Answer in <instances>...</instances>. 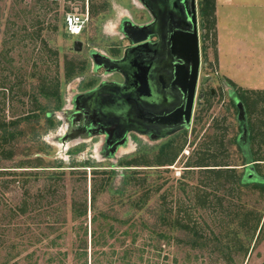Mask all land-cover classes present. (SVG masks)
Returning a JSON list of instances; mask_svg holds the SVG:
<instances>
[{
	"label": "rangeland",
	"instance_id": "374dc122",
	"mask_svg": "<svg viewBox=\"0 0 264 264\" xmlns=\"http://www.w3.org/2000/svg\"><path fill=\"white\" fill-rule=\"evenodd\" d=\"M214 2L204 24L197 0L201 72L192 124L158 136L119 134L117 121L84 104L99 87L127 82L117 64L133 33L156 21L146 0H0V264H264V189L250 184L264 179V0ZM73 13L89 15L80 36L67 33ZM59 105L56 129L47 131L46 111ZM248 137L244 153L235 139ZM168 144L170 156H161ZM142 198L145 206L135 207ZM86 206L87 218L79 216ZM162 213L206 245L191 248L184 232L178 243L171 226L157 227Z\"/></svg>",
	"mask_w": 264,
	"mask_h": 264
},
{
	"label": "water",
	"instance_id": "95a60500",
	"mask_svg": "<svg viewBox=\"0 0 264 264\" xmlns=\"http://www.w3.org/2000/svg\"><path fill=\"white\" fill-rule=\"evenodd\" d=\"M147 1L157 20L148 35H158V43L128 51L117 64L127 82L99 87L84 104L118 120L119 134L153 129L158 136H168L189 128L193 120L201 71L197 0ZM81 49L82 43L76 41L75 50ZM143 53L161 58L143 63Z\"/></svg>",
	"mask_w": 264,
	"mask_h": 264
},
{
	"label": "trees",
	"instance_id": "16d2710c",
	"mask_svg": "<svg viewBox=\"0 0 264 264\" xmlns=\"http://www.w3.org/2000/svg\"><path fill=\"white\" fill-rule=\"evenodd\" d=\"M214 1L215 0H211V1L210 0H200V16H201L204 24H205V21L208 18H210L209 16H211L210 10H212V12H214V9H215V2ZM147 4H148V1H147ZM200 24H201V20H200ZM65 26H66V24H65ZM73 71H75V67H74V69L71 70V72L69 74V77L72 76ZM105 85H116V84H105ZM117 85L114 86V87H118ZM114 90H117V88H114ZM239 99L240 100H243L242 97H240ZM59 107H60V105L58 107L52 109V110H51L50 107H48L50 111H46V113H47V120H48V126L46 128L47 131L50 130V129H56V127L54 125H52V123H51L52 122L51 115H52L53 112L58 111L59 110L58 109ZM27 119H28V117L25 118V120H27ZM130 130L131 131H141V130H138V129H129L128 131H130ZM185 130L186 129H183L182 131H185ZM128 131H126V132H128ZM177 133H179V132H177ZM7 134L9 135V137L11 138V140L14 141V140L17 139V135H14L13 132H11V131L8 132V130H6V135H4V136L7 137L8 136ZM249 138L250 137H248L247 141L246 140L245 141L244 140H240V138L235 139V144L244 153L247 150V146H248V144L250 142V139ZM1 146L2 145H0V155L2 156V159H3V157H4L3 152H4V150H1ZM171 150H172V146L170 144H168V145L162 147L161 154L160 155L161 156H168L169 157L170 156L169 153H171ZM246 159L249 160V158H248L247 155H246ZM173 161H174V159L171 160L170 162H173ZM248 163H251V162H248ZM87 164L90 165V166H87ZM84 165L86 167H92V168L94 167L93 165H91V161L90 160L85 161V164ZM72 167H76V166H72ZM0 168H2V167H0ZM17 168H23V167L22 166H19ZM52 168L58 169V168H62V166L61 165H57V166H54ZM250 174H252V173H250ZM54 178H55V176L53 175L51 177V179H54ZM121 184H122V187L118 188L119 189V192H124V188L125 187L123 188V186L126 184L125 179L123 180V182ZM250 184H253L256 188H259L260 190H263L264 189V179L261 180V182L259 181V182L250 183ZM99 192L100 191H97L96 189H94V192H93V195H92V198H91V200H92V202H91V204H92L91 209H92V212H94L93 215H92V224L94 225V230L92 231V248L95 249V253H94L95 255L96 254H99L98 252H100L99 251L100 250L99 249V247H100V212H99V210H97V206H96L97 205L96 203L98 202V198L97 197L99 195ZM145 204H143V198H142V199L136 201L134 203V206L135 207H143V206H145ZM87 213H88V207L86 206V208L83 211H81V213H79V216H84V217L87 218V216H88ZM253 218L256 221H258V222L260 221V218H258L257 215H253ZM158 221L159 222H158L157 227H163V226L164 227H168V226H171L172 229H171L170 233L180 234L179 237H176V239L178 240V243L182 240L181 233L184 232L186 234V236H187L186 238H184L185 239V242L184 243L190 245L191 248L204 247V245H206L205 238L202 235L200 236L195 229H193L192 227H190V225H185L182 221L181 222L178 221V220H175L174 221L173 218L171 217V219H170V217L166 213L160 214L158 216ZM147 223L148 222H143V225L142 226H144V228H146L147 225H148ZM133 226H135V225H132V228H134ZM258 228L259 227H258V224H257V226L255 228L256 231H257ZM262 230H263V228L261 229L260 233H262ZM86 233L88 234V232H86ZM153 233H156L157 234L156 236L159 237L160 240H168V241L171 240L170 235L168 233L164 232V231H161V232L153 231ZM225 248H228V246H226ZM81 252H83L81 255H84V256L88 257V242L86 243L84 249ZM86 264H88L87 261H86Z\"/></svg>",
	"mask_w": 264,
	"mask_h": 264
},
{
	"label": "flooded vegetation",
	"instance_id": "af4514ba",
	"mask_svg": "<svg viewBox=\"0 0 264 264\" xmlns=\"http://www.w3.org/2000/svg\"><path fill=\"white\" fill-rule=\"evenodd\" d=\"M157 21V20H156ZM156 21H155V23H156ZM154 23V24H155ZM153 24V25H154ZM199 24V23H198ZM152 25V26H153ZM151 26V27H152ZM150 27V28H151ZM132 30H130L129 32H128V35L130 36L131 34H132ZM149 32H150V29L148 30V31H142V32H135V33H133V37H132V39H133V41L135 42V44L133 45V47L129 50V51H131L133 48H136V47H140V46H145V45H154V44H156V43H158V41H159V37H158V35H148L149 34ZM199 32H200V26H199ZM151 37V38H150ZM151 40H150V39ZM144 51H145V48H144ZM161 57H159V56H150V55H148V54H145V53H143L142 55H141V57H140V60H141V62H152V61H156V60H159ZM121 71V70H120ZM123 72V71H122ZM201 72V71H200ZM124 73V72H123ZM125 74V73H124ZM204 79L205 78H203V83H204ZM199 80H200V78H199ZM199 84V83H198ZM117 85V84H116ZM118 85H123V84H118ZM212 93H214V92H212ZM196 101H197V96H196ZM237 106L238 107H240V102L239 101H237ZM196 104V103H195ZM103 113V112H102ZM105 115V117L109 120V121H112V120H110L108 117H107V115L106 114H104ZM240 115H242V112L240 113ZM117 122L119 123V121L117 120ZM147 130H150V131H152V132H154L155 134H156V132H155V130H153V129H147ZM183 130V129H182ZM182 130H180V131H178V132H181ZM141 131H144V130H141ZM245 133H246V131H244ZM177 133V132H176Z\"/></svg>",
	"mask_w": 264,
	"mask_h": 264
},
{
	"label": "built area",
	"instance_id": "2783aa9c",
	"mask_svg": "<svg viewBox=\"0 0 264 264\" xmlns=\"http://www.w3.org/2000/svg\"><path fill=\"white\" fill-rule=\"evenodd\" d=\"M89 22L88 14H68L65 18L67 32L70 36H80Z\"/></svg>",
	"mask_w": 264,
	"mask_h": 264
},
{
	"label": "crops",
	"instance_id": "0c3cea01",
	"mask_svg": "<svg viewBox=\"0 0 264 264\" xmlns=\"http://www.w3.org/2000/svg\"><path fill=\"white\" fill-rule=\"evenodd\" d=\"M231 56H233V55H231Z\"/></svg>",
	"mask_w": 264,
	"mask_h": 264
}]
</instances>
